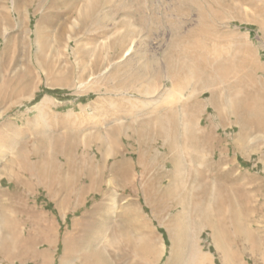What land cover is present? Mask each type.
<instances>
[{
  "label": "rangeland",
  "instance_id": "rangeland-1",
  "mask_svg": "<svg viewBox=\"0 0 264 264\" xmlns=\"http://www.w3.org/2000/svg\"><path fill=\"white\" fill-rule=\"evenodd\" d=\"M0 185V264H264V0H0Z\"/></svg>",
  "mask_w": 264,
  "mask_h": 264
},
{
  "label": "bare ground",
  "instance_id": "bare-ground-1",
  "mask_svg": "<svg viewBox=\"0 0 264 264\" xmlns=\"http://www.w3.org/2000/svg\"><path fill=\"white\" fill-rule=\"evenodd\" d=\"M24 4V3H23ZM21 4H19L18 6H20ZM25 6V5H24ZM21 7H22V5H21ZM20 8V7H19ZM16 10V9H15ZM18 10V9H17ZM64 10V9H63ZM19 11H20V9H19ZM21 12V11H20ZM19 13V12H18ZM70 13V12H69ZM62 14V13H61ZM19 15H21V13H19L18 14V16ZM66 16V15H65ZM194 39V38H193ZM183 51V50H182ZM180 53V52H179ZM184 53V52H183ZM185 54V53H184ZM174 57V56H173ZM197 57H198V55H197ZM186 58V57H185ZM215 61V60H214ZM213 64V63H212ZM42 66V65H41ZM200 67H204V65L203 66H200ZM207 67H208V65H207ZM188 68V67H187ZM209 68V67H208ZM213 71V70H212ZM188 75V74H187ZM189 86V85H188ZM211 95L212 96H214V89H212L211 90ZM214 102V101H213ZM228 102V101H227ZM231 105H233L232 103H231ZM230 105V106H231ZM230 109V108H229ZM239 109V114L238 115H236V120L238 121V123H240L241 124V126H240V128H241V130H243L244 128H245V125L246 124H250V123H252V119H251V117H252V115L253 116H255V115H257L258 113L256 112V110H255V108L252 110L251 109V107H250V105L249 104H239V106H238V108L235 106V105H233V106H231V112H236L237 110ZM158 118V117H157ZM258 119V118H257ZM159 120H160V118H159ZM161 121V120H160ZM254 121H256V120H253V122ZM155 122V121H154ZM161 124V123H160ZM255 125H258L259 124V122L257 123V122H255L254 123ZM158 125H159V123H158ZM253 125V124H252ZM158 127V126H157ZM252 127H254V126H252ZM249 128V127H248ZM247 132V131H246ZM155 133H157V132H155ZM248 133V132H247ZM166 140V139H165ZM173 146H174V144H173ZM111 147H112V145H111ZM100 148L101 149H103L104 150V155H106V154H108V152L110 151V147L109 146H107L106 144H104V142H101V144H100ZM170 148V147H169ZM170 151H172V150H170Z\"/></svg>",
  "mask_w": 264,
  "mask_h": 264
},
{
  "label": "crops",
  "instance_id": "crops-1",
  "mask_svg": "<svg viewBox=\"0 0 264 264\" xmlns=\"http://www.w3.org/2000/svg\"><path fill=\"white\" fill-rule=\"evenodd\" d=\"M38 172H37V176H41V178H42V170H41V166H40V168H38ZM0 186H8V185H0Z\"/></svg>",
  "mask_w": 264,
  "mask_h": 264
}]
</instances>
